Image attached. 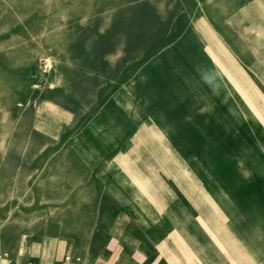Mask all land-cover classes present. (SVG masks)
I'll use <instances>...</instances> for the list:
<instances>
[{"label":"rangeland","instance_id":"obj_1","mask_svg":"<svg viewBox=\"0 0 264 264\" xmlns=\"http://www.w3.org/2000/svg\"><path fill=\"white\" fill-rule=\"evenodd\" d=\"M242 1L0 0L5 251L20 263L21 245L36 259L53 239V264H84L123 210L118 196L135 206L142 185L181 177L206 189L214 177L248 217L247 235L264 239L262 202L221 148H207L202 119L187 118L169 62L199 14L225 17ZM44 248L47 261L53 241Z\"/></svg>","mask_w":264,"mask_h":264},{"label":"crops","instance_id":"obj_2","mask_svg":"<svg viewBox=\"0 0 264 264\" xmlns=\"http://www.w3.org/2000/svg\"><path fill=\"white\" fill-rule=\"evenodd\" d=\"M171 50L187 118L202 119L207 148L223 150L224 163L235 166L234 178L264 209V0H244L225 17L199 14ZM183 179L174 186L157 180L142 185L135 206L118 196L123 210L90 246L84 264H264L263 236L247 235L252 225L232 194L218 190L214 177L207 189ZM47 240L54 253L45 261ZM47 240L34 247L36 259L25 246L20 263L12 256L19 264H53L55 242Z\"/></svg>","mask_w":264,"mask_h":264},{"label":"built area","instance_id":"obj_3","mask_svg":"<svg viewBox=\"0 0 264 264\" xmlns=\"http://www.w3.org/2000/svg\"><path fill=\"white\" fill-rule=\"evenodd\" d=\"M20 248H21V251L25 250L24 245H21ZM65 260L70 261L71 256L67 255ZM0 264H19V263L16 262V260L13 258L12 254L9 251H3V252H0ZM26 264H35V263L28 260V261H26Z\"/></svg>","mask_w":264,"mask_h":264}]
</instances>
